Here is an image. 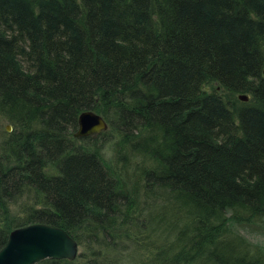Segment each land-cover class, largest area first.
<instances>
[{
    "label": "trees",
    "instance_id": "trees-1",
    "mask_svg": "<svg viewBox=\"0 0 264 264\" xmlns=\"http://www.w3.org/2000/svg\"><path fill=\"white\" fill-rule=\"evenodd\" d=\"M263 68L264 0H0V249L44 224L79 252L36 264H264L235 231L264 228Z\"/></svg>",
    "mask_w": 264,
    "mask_h": 264
},
{
    "label": "water",
    "instance_id": "water-1",
    "mask_svg": "<svg viewBox=\"0 0 264 264\" xmlns=\"http://www.w3.org/2000/svg\"><path fill=\"white\" fill-rule=\"evenodd\" d=\"M264 76V68L262 69ZM238 100L247 101L239 95ZM106 129L103 119L91 111L77 117V128L73 138L80 139L96 135ZM6 131L9 128L6 127ZM74 240L58 228L44 224H31L11 231L0 249V264H36L43 260L72 261L78 254Z\"/></svg>",
    "mask_w": 264,
    "mask_h": 264
},
{
    "label": "rangeland",
    "instance_id": "rangeland-1",
    "mask_svg": "<svg viewBox=\"0 0 264 264\" xmlns=\"http://www.w3.org/2000/svg\"><path fill=\"white\" fill-rule=\"evenodd\" d=\"M6 127L9 128V131H6L5 130ZM104 131H102V132H104ZM10 132H11L10 126L2 118H0V139L3 138V136L5 135V133H10ZM100 133H98V134H100ZM98 134H96V135H98ZM105 148L106 147H104L103 145L98 147V149H102V152L103 153H105V151H106ZM107 158H111V156H107ZM112 160H113V158H112ZM137 197H138L139 200H142L143 199L142 198V195L140 193L137 194ZM235 231L241 237H243L248 243H250L251 245H257V246H260L261 248L264 249V246H262V245H260L258 243H253V241L258 236H264V228L259 223H257L256 225L241 226V227L236 228ZM77 251L79 252V249Z\"/></svg>",
    "mask_w": 264,
    "mask_h": 264
},
{
    "label": "clouds",
    "instance_id": "clouds-1",
    "mask_svg": "<svg viewBox=\"0 0 264 264\" xmlns=\"http://www.w3.org/2000/svg\"><path fill=\"white\" fill-rule=\"evenodd\" d=\"M253 243H258L262 246H264V236H258L254 241Z\"/></svg>",
    "mask_w": 264,
    "mask_h": 264
}]
</instances>
